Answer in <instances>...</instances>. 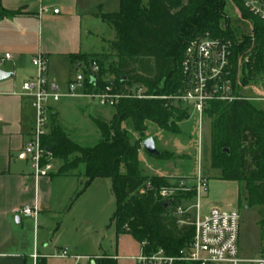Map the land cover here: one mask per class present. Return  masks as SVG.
Here are the masks:
<instances>
[{
    "label": "trees",
    "instance_id": "1",
    "mask_svg": "<svg viewBox=\"0 0 264 264\" xmlns=\"http://www.w3.org/2000/svg\"><path fill=\"white\" fill-rule=\"evenodd\" d=\"M231 1L242 18L252 23L253 38L246 37L239 42L228 30L225 0H148L147 3L121 0L118 13L99 16L114 34L109 49L101 54L70 57L73 63L82 66L86 93L98 92L114 83V92L126 96L114 107L115 114L109 124L95 122L100 140L94 146H80L66 135L57 115H49L50 133L42 146L46 154L63 163L58 175L71 176L83 168L87 180L85 190L97 179L110 180L116 203L111 223L117 235L130 234L140 244L147 242L150 251L164 249L169 255H177L192 242L194 227L180 228L153 191L140 194L147 183L139 161V152L146 140L132 144L123 126L131 122L134 130L143 134L145 123L150 122L160 129L178 133L172 120L185 121L189 109H180L184 106L180 101L177 108L160 98L173 99L186 91L187 80L181 68L186 50L190 43L207 35L233 43V64L239 55L254 46L242 80L245 85L264 83V22L245 9L243 0ZM18 15L0 12L5 17ZM102 59H112V62L106 67ZM93 63L99 67L96 75L91 71ZM105 75L113 76L114 80L105 81ZM139 89L146 91L144 97L155 98H133L132 92ZM253 104L211 102L204 116L211 121L213 169L221 172L223 180L244 183L249 206L264 210V111ZM151 158L166 159L161 154ZM152 185L167 187L169 181L156 177ZM94 264H117V260L102 258Z\"/></svg>",
    "mask_w": 264,
    "mask_h": 264
},
{
    "label": "rangeland",
    "instance_id": "2",
    "mask_svg": "<svg viewBox=\"0 0 264 264\" xmlns=\"http://www.w3.org/2000/svg\"><path fill=\"white\" fill-rule=\"evenodd\" d=\"M96 9L93 10L91 21V34L84 36L86 54H99L107 51L109 43L113 40L112 30L99 18L101 14H113L120 11L121 0H93ZM145 3L148 0H144ZM225 13L229 20L228 30L235 39L242 42L244 38H253V25L249 20L243 19L241 12L231 0H225ZM252 46L244 52L253 55ZM106 67L111 60L102 59ZM51 76L57 82L64 98L55 108L59 124L66 135L80 146H94L101 138L95 122L109 124L115 114L114 108H104L91 99L80 97L68 99V83L75 81L81 75L76 67L55 63L50 67ZM105 81L114 80L113 76L105 75ZM248 85V84H246ZM146 93L143 90V94ZM245 95L249 97H264V83L252 82ZM147 99L155 97L145 96ZM162 100L180 108L177 101L171 97H161ZM160 98V99H161ZM79 99V100H76ZM180 109H189L188 118L183 122H175L178 133L160 129L154 123L146 122V131L137 133L131 122L123 126L132 144L143 142L152 138L160 154L166 159L157 160L149 157L143 149L139 152L140 171L147 179L146 184L152 185L153 178L161 177L169 181V184L178 186L179 181H185L192 188L201 177L208 182L207 189L203 191L201 202L202 214L215 206L224 210H236L240 215V239L239 257L243 261H254L264 257V232L262 221L264 210L260 206L250 207L247 203V192L244 183L230 182L222 179L220 171L214 170L212 165L211 121L204 116L202 124L191 108L183 104ZM253 106L264 111V103H254ZM60 109V111H59ZM50 133V129L49 132ZM63 163L55 159L51 154H45L41 163V169L46 175L59 173ZM74 174L83 176V168L76 170ZM86 178L80 180L79 193L85 190ZM180 198L183 194H179ZM182 203L184 207L194 204L193 198ZM77 198V197H75ZM181 203V201H179ZM116 211L115 198L112 192V184L107 179L95 180L85 190L76 202L73 210L61 216L59 226L54 227L53 235L49 239L55 240L54 246H69L74 253L89 256L91 258L112 257L117 264H137L135 259L141 254V244L130 234L117 235L116 228L111 220ZM66 218V219H65ZM41 221V220H40ZM38 221L41 226L42 222ZM64 222L63 226L61 225ZM33 221H26L25 225ZM47 223H50L47 222ZM52 225V224H51ZM58 253L55 254V256ZM97 260H94V263ZM80 264H91L87 260H81ZM65 264H70L66 262Z\"/></svg>",
    "mask_w": 264,
    "mask_h": 264
},
{
    "label": "crops",
    "instance_id": "3",
    "mask_svg": "<svg viewBox=\"0 0 264 264\" xmlns=\"http://www.w3.org/2000/svg\"><path fill=\"white\" fill-rule=\"evenodd\" d=\"M96 7L93 0H0L1 13L20 14L0 16V70L13 75L0 83V264H77L73 259L55 258L66 250L70 257L79 258L78 262L94 264L95 259H101L76 254L69 246L55 247V240L49 239L61 216L70 213L82 196L75 198L84 175L44 176L36 172L26 155L36 122L34 98L22 92V85L35 78L32 59L39 54L46 57L48 78L60 92L51 65L73 66L80 74L82 66L70 57L89 55L84 36L91 34L89 18L93 20ZM6 55L11 59L6 60ZM61 102L51 103L50 113L55 114ZM26 206L37 210V221L16 213ZM26 221H33L34 226L25 225ZM38 221L43 224L39 226ZM34 255L40 258L34 261Z\"/></svg>",
    "mask_w": 264,
    "mask_h": 264
},
{
    "label": "built area",
    "instance_id": "4",
    "mask_svg": "<svg viewBox=\"0 0 264 264\" xmlns=\"http://www.w3.org/2000/svg\"><path fill=\"white\" fill-rule=\"evenodd\" d=\"M245 9L254 17L264 22V0H243ZM54 14L59 10L55 9ZM10 60V55H6ZM233 58V43L221 39H213L209 35L197 39L188 46L181 68L187 80V89L181 96L173 98L191 108L202 124L206 107L211 102L233 103L244 101L249 103H264V97H249L245 95L250 83H243V69L250 64L251 55H239L235 64ZM35 69V78L22 85V92L34 98L33 107L36 111V122L31 141L26 147L28 155L38 174L46 176L41 169L42 160L46 150L42 141L47 135L51 103H59L63 94L57 85L48 78V61L39 54L32 59ZM94 75L98 74L96 63L91 65ZM235 72V75H234ZM252 83V82H251ZM263 83V82H262ZM114 86L110 84L104 89L86 93L85 78L79 75L68 86L67 98L82 97L96 101L104 108H114L123 94L115 93ZM133 98L146 99L143 89L133 91ZM162 99V98H161ZM208 182L201 177L197 183L189 188L185 181H179L178 186L154 188L146 184L140 194L154 192L158 200L164 204L171 201L168 209L169 216L175 219L176 224L182 228L186 225L194 227V236L190 245L177 255H169L164 249L149 250L147 242L141 243V254L135 259L137 264H264V257L254 261H243L239 257L240 215L236 210H224L218 207L209 209L202 214L201 202L203 191L207 189ZM183 194L180 198L179 194ZM194 200L192 206L184 207L182 203ZM181 201V203L179 202ZM24 219L37 221L38 212L35 208L26 206L16 211ZM40 257L33 256L34 261ZM55 258L73 259L68 251L59 253Z\"/></svg>",
    "mask_w": 264,
    "mask_h": 264
},
{
    "label": "water",
    "instance_id": "5",
    "mask_svg": "<svg viewBox=\"0 0 264 264\" xmlns=\"http://www.w3.org/2000/svg\"><path fill=\"white\" fill-rule=\"evenodd\" d=\"M12 76H13L12 74H8V73H5V72L0 70V83L5 81V80H7V79H9V78H12ZM92 82H93V84H95L94 80H92ZM110 85L114 86L115 84L111 83ZM142 148H143L144 152L147 153L149 156L156 157V158L160 157V152L158 151L156 143H155V141L152 138L146 140L143 143ZM225 152L227 154H229V150L228 149H225ZM170 205H171V201H167L164 204L165 210H168ZM17 223L20 224V218L17 219Z\"/></svg>",
    "mask_w": 264,
    "mask_h": 264
}]
</instances>
